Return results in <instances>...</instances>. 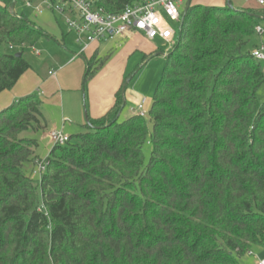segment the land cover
I'll list each match as a JSON object with an SVG mask.
<instances>
[{"label": "trees", "instance_id": "16d2710c", "mask_svg": "<svg viewBox=\"0 0 264 264\" xmlns=\"http://www.w3.org/2000/svg\"><path fill=\"white\" fill-rule=\"evenodd\" d=\"M10 7L0 2V95L32 68L2 47L52 39ZM263 21V8L191 4L149 120H120V90L103 118L87 113L91 132L53 148L41 179L26 171L38 141L21 135L41 129L43 100L2 110L0 264H240L264 248V63L247 50ZM107 61H87L85 91Z\"/></svg>", "mask_w": 264, "mask_h": 264}, {"label": "rangeland", "instance_id": "374dc122", "mask_svg": "<svg viewBox=\"0 0 264 264\" xmlns=\"http://www.w3.org/2000/svg\"><path fill=\"white\" fill-rule=\"evenodd\" d=\"M26 0H0L2 4H13L15 3V12L17 15L24 17L33 23L37 28L44 30L56 37V39H41L34 47H29L25 45H14V50L10 51L8 47H2V50L11 54H19L23 52L24 59L33 67L34 73L41 77L48 78V72L52 69H56L57 72L60 71V66L67 63L74 54H79L82 51V47L76 42V36L73 33H69L63 18L58 15L51 14L49 12H44L42 14H36L31 9L25 6ZM188 0H185L187 3ZM233 9L235 10H259L260 7L255 1L251 0L246 2L244 0H239L242 6L236 7L235 3L238 0H231ZM234 2V4H233ZM174 29L178 30L179 27L176 24L172 25ZM65 38L63 39V37ZM133 38L131 45H134L132 51L127 54V69L124 76V85L122 87L123 98L125 101V108L122 111V119L137 115L136 108L141 103L142 100L146 99L148 101L146 105L147 111L150 110L156 89L162 79L164 69L166 67V55L171 49L170 44L156 39L154 41H147L142 37ZM258 42L257 35H255L247 50L253 49L254 45ZM105 46L103 48H106ZM129 48V47H128ZM161 54V55H157ZM67 55V57H66ZM92 56V51H87L85 58L87 60ZM113 57H118V53H115ZM102 59L105 60L106 56L102 54ZM113 59V58H112ZM79 61L84 62L83 58H79ZM112 61V63H111ZM60 62V63H57ZM117 60L109 59L105 66L109 63L116 64ZM75 63L73 64V66ZM68 69H72V67ZM103 66L102 69L105 67ZM74 69V68H73ZM107 71V70H106ZM115 70H113L114 72ZM83 82V81H82ZM91 82V81H90ZM90 82L87 84L85 91V100L82 102L84 107L89 101V86ZM257 97L260 102H264V86L258 91ZM45 101V98H44ZM42 111L47 120L51 117L57 115L59 117L60 109L53 106L43 105ZM147 120H149L147 118ZM123 121V120H122ZM42 127L45 122L42 121ZM49 124V123H48ZM64 129V134L67 136H76L80 134H86L91 132L90 129H78L74 131L69 123ZM150 131L152 130V125H149ZM81 130V131H80ZM50 129H31L21 135L22 138H28L38 141V148L36 149V155L41 162L47 160L50 152L55 147L54 143L50 138ZM73 143H77V140H72ZM144 153V165L149 163L152 146L146 144L143 148ZM34 168H27L26 171L30 177H32V172ZM38 179V178H37ZM264 260V248L254 247L247 255L240 259V264H259Z\"/></svg>", "mask_w": 264, "mask_h": 264}, {"label": "crops", "instance_id": "0c3cea01", "mask_svg": "<svg viewBox=\"0 0 264 264\" xmlns=\"http://www.w3.org/2000/svg\"><path fill=\"white\" fill-rule=\"evenodd\" d=\"M228 1L229 0H192V4L223 7L227 5ZM235 4L238 5L236 6L238 8L242 6V3H240L239 0ZM186 5L187 3H185L184 0L182 10H185ZM259 10H262V8ZM261 27L264 29V21L261 24ZM48 34L52 39H56L54 35L50 33ZM136 36L144 38L139 34H133L127 36L125 39H122L119 42L94 44L88 50L92 51V56L90 59L94 55H97L99 59H102L103 54L106 56V58H108V60L111 59L118 61L115 65L111 64L112 61L108 65H104L105 67L98 72L93 80H91L89 86L88 112L86 110L85 101L84 107L82 102V94L83 99L85 100L84 80L87 73V61L90 60L85 58L87 51L81 56H79L81 52L79 54H74L67 63L60 66V71L57 72L56 69L50 70L48 72V78L45 79L39 75H36L34 73L33 67L31 66V70H29L20 79L13 90L6 91L0 95V112L11 107L22 97L36 93L43 100V105L46 104L47 106H53L57 108V110L58 108L60 109L59 117L55 115L49 120L45 118L42 111L43 121L45 124L42 127L41 123V129L49 128L50 133L54 131H63L64 133L67 122L69 125L71 124L70 126L74 128V131H77L78 129H89L87 123L88 116H86L87 113L91 120L97 121L103 118L113 107L117 93L122 90L125 82V71L127 69V54H129L134 48V45H131V42L133 38H137ZM64 38L65 36L63 39ZM257 38L258 42L254 45V47H258L260 44L264 43V35L261 37L257 36ZM144 39L147 40L146 38ZM118 44L121 45L120 48ZM105 46L108 47L103 48ZM253 49H251V51ZM115 53H118V57H113ZM79 58H83L85 63L79 61ZM74 63L75 65L73 66ZM71 66H73L72 69H68ZM113 70L115 71L113 72ZM50 72H53L54 74L50 75ZM122 117L123 116L121 113L120 120H126L130 118L126 117L122 119Z\"/></svg>", "mask_w": 264, "mask_h": 264}, {"label": "built area", "instance_id": "2783aa9c", "mask_svg": "<svg viewBox=\"0 0 264 264\" xmlns=\"http://www.w3.org/2000/svg\"><path fill=\"white\" fill-rule=\"evenodd\" d=\"M253 1L264 9V0ZM183 3L184 0H143L134 6L126 7L119 14L107 12L100 5V0H26L25 6L36 14L49 12L63 18L68 32L76 36L77 44L82 47L79 55L81 56L94 44L119 42L133 34H139L149 41L160 39L170 44L172 49L178 42V30L172 25L179 27L181 24ZM255 32L257 36L264 35L261 26L257 27ZM118 46L121 47L120 44ZM9 49L13 51L14 45ZM252 56L264 63V43L252 51ZM147 103L146 99L142 100L135 110L137 116L143 119L148 118ZM50 138L55 146H64L70 141V137L63 131L51 132ZM47 167V160H39L32 177L41 179ZM259 264H264V260Z\"/></svg>", "mask_w": 264, "mask_h": 264}, {"label": "water", "instance_id": "95a60500", "mask_svg": "<svg viewBox=\"0 0 264 264\" xmlns=\"http://www.w3.org/2000/svg\"><path fill=\"white\" fill-rule=\"evenodd\" d=\"M191 4H192V0H188L187 5H186V8H185V10H184V12H183V17H182L181 24H180V26H179L178 32H180V31L182 30V28H183V25H184V22H185V18H186V16H187V13H188V11H189V8L191 7ZM227 6H228V8L233 9V6H232V3H231L230 0L227 2ZM9 12H10V14H11L13 17H16V16H17V13L15 12V3H13V4L11 5V7H10V11H9ZM16 56H17L18 58H21V57H22V54L19 53V54H17ZM86 116H87V115H86ZM88 121H89V120H88V118H87V123L89 124ZM96 129H98V128H96Z\"/></svg>", "mask_w": 264, "mask_h": 264}]
</instances>
